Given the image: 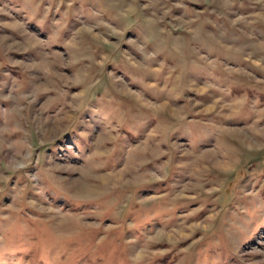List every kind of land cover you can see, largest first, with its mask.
Listing matches in <instances>:
<instances>
[{
  "label": "rangeland",
  "instance_id": "374dc122",
  "mask_svg": "<svg viewBox=\"0 0 264 264\" xmlns=\"http://www.w3.org/2000/svg\"><path fill=\"white\" fill-rule=\"evenodd\" d=\"M0 264H264V0H0Z\"/></svg>",
  "mask_w": 264,
  "mask_h": 264
}]
</instances>
